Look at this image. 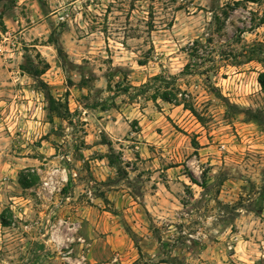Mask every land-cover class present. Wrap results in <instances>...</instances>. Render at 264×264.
Wrapping results in <instances>:
<instances>
[{
	"label": "rangeland",
	"instance_id": "374dc122",
	"mask_svg": "<svg viewBox=\"0 0 264 264\" xmlns=\"http://www.w3.org/2000/svg\"><path fill=\"white\" fill-rule=\"evenodd\" d=\"M263 20L264 0H0V264H264L261 64L233 57ZM155 74L177 104L117 92Z\"/></svg>",
	"mask_w": 264,
	"mask_h": 264
},
{
	"label": "trees",
	"instance_id": "16d2710c",
	"mask_svg": "<svg viewBox=\"0 0 264 264\" xmlns=\"http://www.w3.org/2000/svg\"><path fill=\"white\" fill-rule=\"evenodd\" d=\"M153 26H154L153 22L149 21L148 27L150 29H152ZM238 56L245 57L249 60L254 59L261 64V69L259 71H257V81H258L259 85L262 88H264V42L263 41L262 42L257 41L252 45L243 46V48L239 52V54H235L233 57H238ZM187 68H188V64L185 65V69H187ZM184 72H185V70H182L180 72V74H183ZM176 79H177L176 75L166 77V76H164V74H155L154 76L151 77V79L148 82L142 83L140 86L126 85L124 87H120V89H118L117 92L123 91L122 93H128V97H134L137 95V93L130 95L129 91H128L129 88H136V92L144 94L147 92V90L150 87H154L151 98L160 97L166 101L174 102L177 104V102H176L177 98H176V93H175V91H177V88L175 89L173 87L171 89L172 95L168 96L167 90H163V86H162V82H165L167 80L174 82V81H176ZM117 86L119 87V84ZM117 92H115V93H117ZM107 103H108V98H104L100 101L93 103L91 107L100 106L102 109H104V107H106L108 105ZM55 104H56V101L51 98L50 105L53 109H55V107H56ZM183 105H184V107H188L187 104H185V103H183ZM190 109H192V108L190 107ZM191 180L194 182V180L192 178H191ZM19 182L22 186L28 187V186H31L32 184H34L35 181L33 179L20 177ZM1 221H2V224L6 225L7 222L5 221V219L2 218Z\"/></svg>",
	"mask_w": 264,
	"mask_h": 264
},
{
	"label": "built area",
	"instance_id": "2783aa9c",
	"mask_svg": "<svg viewBox=\"0 0 264 264\" xmlns=\"http://www.w3.org/2000/svg\"><path fill=\"white\" fill-rule=\"evenodd\" d=\"M0 51H2L1 42H0Z\"/></svg>",
	"mask_w": 264,
	"mask_h": 264
}]
</instances>
